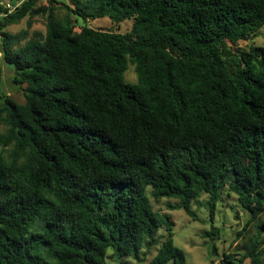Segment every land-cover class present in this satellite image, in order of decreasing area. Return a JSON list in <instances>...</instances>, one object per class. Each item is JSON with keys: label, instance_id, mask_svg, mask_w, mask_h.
<instances>
[{"label": "trees", "instance_id": "16d2710c", "mask_svg": "<svg viewBox=\"0 0 264 264\" xmlns=\"http://www.w3.org/2000/svg\"><path fill=\"white\" fill-rule=\"evenodd\" d=\"M37 1L0 17V54L24 97L0 92V264H105L108 249L137 260L158 229L168 238L149 264H186L150 197L196 220L205 195L213 222L223 192L256 239L219 264H263L264 47L238 43L264 27V0ZM39 13L44 34L22 45L26 31L5 32ZM76 18L132 26L76 31Z\"/></svg>", "mask_w": 264, "mask_h": 264}, {"label": "rangeland", "instance_id": "374dc122", "mask_svg": "<svg viewBox=\"0 0 264 264\" xmlns=\"http://www.w3.org/2000/svg\"><path fill=\"white\" fill-rule=\"evenodd\" d=\"M59 3L68 4V0H56ZM49 5L48 0H38L37 8H46ZM57 18H63L66 14L65 9L59 8L54 11ZM28 17L5 30L11 35H18L26 31V38L21 41L23 45L26 39H29L34 33H45V18L42 14H36L31 19V26L27 27ZM76 31L82 26H88L92 29L113 31L119 34H125L130 31L132 20H125L119 25L112 23L107 18L96 20H87L84 22L80 18L75 21ZM251 46L264 47V27L261 28L254 38L249 41H241L238 48L248 51ZM235 50V48H234ZM0 66L2 68V85L0 92L14 100L16 103H23L24 97L21 89L13 84L14 73L5 65L0 54ZM127 83L136 82V73L132 65L124 75ZM150 188H147L146 194H149ZM207 196L200 197L197 204L192 206L196 214V220L185 215L182 210L170 211L168 206L177 203L175 200L154 201L150 197V203L153 211L159 214H168L172 222V240L176 247L180 248L185 254L186 264H219L224 252L230 253L238 259L240 256L248 255L251 252L252 244L256 239V231L252 224L245 227L246 216L242 213L240 205L235 195L223 192L221 200L217 204L213 222L209 219V214L205 206ZM245 227V231L243 228ZM214 232L215 234H211ZM207 233L211 234L210 236ZM237 233L241 235L237 236ZM168 238V233L163 229H158L155 233L156 244L150 250L143 249L139 259L114 258L112 249L107 250V259L105 264H149V261L157 253L160 245ZM264 239V237H263ZM260 260L264 264V244L259 245ZM167 264H172L171 262ZM245 264H250L246 259Z\"/></svg>", "mask_w": 264, "mask_h": 264}, {"label": "built area", "instance_id": "2783aa9c", "mask_svg": "<svg viewBox=\"0 0 264 264\" xmlns=\"http://www.w3.org/2000/svg\"><path fill=\"white\" fill-rule=\"evenodd\" d=\"M26 0H1L0 1V8L2 11H0V17L6 14H10L15 12L17 9L21 7V5Z\"/></svg>", "mask_w": 264, "mask_h": 264}]
</instances>
